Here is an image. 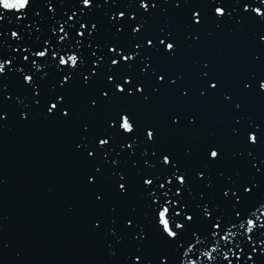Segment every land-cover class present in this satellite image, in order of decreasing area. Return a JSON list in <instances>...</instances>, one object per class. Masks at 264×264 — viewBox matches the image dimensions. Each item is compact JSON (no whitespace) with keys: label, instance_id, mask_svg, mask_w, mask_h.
Returning a JSON list of instances; mask_svg holds the SVG:
<instances>
[{"label":"snow or ice","instance_id":"1","mask_svg":"<svg viewBox=\"0 0 264 264\" xmlns=\"http://www.w3.org/2000/svg\"><path fill=\"white\" fill-rule=\"evenodd\" d=\"M157 16L165 19L153 27ZM253 23L264 25V0H0V129L13 105L18 125L39 118L71 130L86 230L108 264H264V119L245 114L247 101L264 97V73L233 93L207 59L193 61V79L176 68L202 37ZM254 39L264 48V32ZM165 95L173 106L140 114ZM209 98L230 116L226 135L172 144L200 128L193 106ZM8 247L0 239V253Z\"/></svg>","mask_w":264,"mask_h":264},{"label":"water","instance_id":"2","mask_svg":"<svg viewBox=\"0 0 264 264\" xmlns=\"http://www.w3.org/2000/svg\"><path fill=\"white\" fill-rule=\"evenodd\" d=\"M108 11L101 9L95 16L106 19L104 13ZM166 15L178 34H182L181 17L171 10ZM164 19L157 16L150 24L159 26ZM261 32L264 25L248 24L239 31L230 24L225 25L212 37H202L198 47L185 51L176 68L193 79L197 71L192 67L193 61L207 59L225 89L238 93L240 79L251 73H264V63L251 60L253 55L264 57V48L257 47L254 39V34ZM8 83L9 87L14 86V81ZM174 103L172 97L165 95L140 114L147 119L154 118ZM193 107L200 113V128L171 137L172 144L181 147L195 142L196 136L207 138L209 132H215L220 138L226 135L230 116L215 98ZM8 110L10 118L0 129V239L9 247L0 253V264H108L103 242L86 230L85 221L91 210L76 186L79 165L68 151L71 130L39 118L21 126L16 123L14 106L10 105ZM245 114L252 119H264V97L247 101ZM237 163L228 160L226 166L232 168ZM240 167L246 172L243 163ZM262 193L264 181L257 199ZM69 203L74 206L73 214L65 211ZM261 222L264 223V219ZM158 251L159 245L154 243L148 254L151 256ZM221 251L226 249L222 247Z\"/></svg>","mask_w":264,"mask_h":264}]
</instances>
